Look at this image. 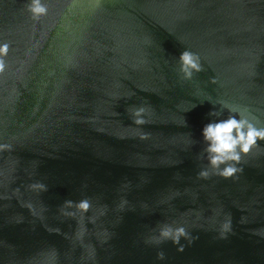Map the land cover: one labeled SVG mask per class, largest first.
I'll list each match as a JSON object with an SVG mask.
<instances>
[{
  "label": "water",
  "instance_id": "1",
  "mask_svg": "<svg viewBox=\"0 0 264 264\" xmlns=\"http://www.w3.org/2000/svg\"><path fill=\"white\" fill-rule=\"evenodd\" d=\"M30 2L0 0V264H264V140L199 175L213 108L264 127V0Z\"/></svg>",
  "mask_w": 264,
  "mask_h": 264
},
{
  "label": "clouds",
  "instance_id": "2",
  "mask_svg": "<svg viewBox=\"0 0 264 264\" xmlns=\"http://www.w3.org/2000/svg\"><path fill=\"white\" fill-rule=\"evenodd\" d=\"M28 9L35 19L47 12V7L42 3V0H31ZM7 51V44L0 45V55L7 53ZM179 62L180 71L185 79H191L194 72L202 70L199 56L190 50L186 49L180 53ZM4 67V61L0 59V71H3ZM225 109L230 113L226 118L213 119L206 123L201 130L202 138L206 143L204 152L212 169L211 173L208 169L200 171L199 175L204 178L210 174L220 175L224 178L233 177L234 174L242 171V168L238 167L242 154H248L257 144L258 139L264 140V127L257 126L238 108L221 103V107L219 109L213 108L209 115L222 117ZM146 112L145 107L134 108L132 111L134 123H145ZM3 147L7 146L0 145V148ZM78 207L87 210L89 204L87 201H82ZM160 235L171 238L174 243H179L180 237L186 235V232L182 226L174 229L171 226H165L161 229Z\"/></svg>",
  "mask_w": 264,
  "mask_h": 264
}]
</instances>
